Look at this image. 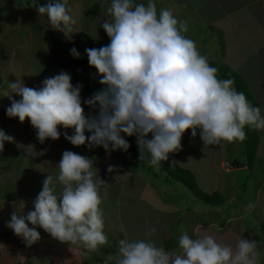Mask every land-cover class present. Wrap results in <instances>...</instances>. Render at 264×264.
Returning <instances> with one entry per match:
<instances>
[{"label":"clouds","instance_id":"1","mask_svg":"<svg viewBox=\"0 0 264 264\" xmlns=\"http://www.w3.org/2000/svg\"><path fill=\"white\" fill-rule=\"evenodd\" d=\"M51 29L70 37L76 31L69 0H49L37 5ZM100 27L109 43L85 49L88 63L96 69L104 86L83 101L96 116H86L82 107V84L73 86L65 71L45 78L39 89L25 86L23 80L8 82L13 99L6 109L9 118L28 119L37 130L41 143L59 139L58 126L74 128L65 133L73 145L102 146L106 151H127L129 143L121 135H136L140 159L159 171L169 154L181 149L187 130L196 137L199 130L204 146L222 141L246 139V127L264 131V114L254 107L243 92H238L232 78H218V68L210 65L194 40L187 37L186 21L178 20L170 9L157 10L155 0H110ZM74 58L80 53L70 49ZM85 131L91 133L85 135ZM151 134V139L147 137ZM5 141L14 138L0 129V151ZM147 153V157L145 156ZM32 151L30 155H42ZM176 162L173 161V164ZM59 173L48 175L34 200V210L26 215L12 213L7 227L30 246L40 239L35 226L53 238L70 244H82L89 250L108 243L104 233L101 204L108 196L107 181L98 176L93 160L65 150ZM107 171L112 173L113 166ZM60 184L57 196L53 185ZM249 209L252 204L247 206ZM29 223L34 227L30 228ZM153 225L146 229L151 237ZM179 251H167L152 239H121L118 254L109 257L114 264H258L261 252L255 239L239 238L235 247L218 243L213 235L193 238L183 231Z\"/></svg>","mask_w":264,"mask_h":264},{"label":"rangeland","instance_id":"2","mask_svg":"<svg viewBox=\"0 0 264 264\" xmlns=\"http://www.w3.org/2000/svg\"><path fill=\"white\" fill-rule=\"evenodd\" d=\"M97 1L99 0H69L71 15L76 20V31L70 37L64 34L62 36L52 29L61 39L65 37L66 49L76 48L80 57L86 55L85 49L91 48L89 38L93 42V48H100L110 42L106 32L100 27V22L106 18L103 13L110 0L103 2L94 14L85 12ZM27 2L29 0H0V74L3 80L0 84V129L15 141H5L4 148L0 151V264H83L84 261L102 258L106 259L104 264H114V260L109 257L118 254L121 239H152L157 245L165 248L164 239L175 238V247L167 251L178 252V239L183 231H187L193 238L205 234L213 235L218 243L233 248L239 238L255 239L261 252L258 264H264L262 131L256 132L257 145L252 166L248 164L244 141H222L220 145L204 146L199 130L196 137H192L190 129L187 130L182 136L181 149L169 154L176 164L195 175L201 190L207 193L218 191L222 195V204L211 205L200 202L182 183L163 180L164 172L157 171L154 167L149 170L136 163L128 150H105L102 157L88 156L81 145L75 146L65 139V133L71 136L74 131L60 128L59 139L49 138L41 143L37 138V130L28 119L21 123L18 117L7 116L6 109L11 101L6 95L10 94L16 100L22 99L10 93L8 88V82H16L18 78L23 80L25 86L39 89L45 78L53 77L61 71L69 73L73 86L78 83L83 85L82 107L86 116L93 117L98 114V108L92 109L83 101L104 87L99 84L100 77L96 69L89 63L77 68H65L54 60L44 41V32L51 30L48 19L46 16L39 19L37 10ZM159 4L157 0L158 13L162 8ZM28 8L35 12L27 13ZM258 20L261 21V15H258ZM186 36L196 44V39L200 38L205 44L208 43L204 35L196 36L194 26L188 27ZM226 38L223 42L228 44L229 48L225 51L224 45V61L220 60L219 45V50H213L208 54L210 57H207L210 65L219 71L223 66L235 70V65L247 55L250 59L257 57L258 54L251 52V48L241 44L237 54V38L229 37L227 43ZM219 41L217 39L216 43ZM263 42L264 37V46ZM197 47L202 55L208 48L207 44L201 46L200 43ZM212 49L213 47L209 46L208 51ZM258 51L262 52V56L264 47L258 48ZM68 58L77 59L73 56ZM240 62L242 64L244 60ZM260 72L264 74V70ZM261 80L264 86L263 76ZM261 100V104L256 101L264 114V94L261 95ZM249 135L253 139L255 133ZM147 138L151 139V134ZM65 150L92 159L98 176L111 185L107 198L100 206L104 214L103 231L108 243L94 251L82 244L61 242L39 226L35 227L40 233V239L29 246L22 237L7 227L13 212L19 216L34 210L33 203L42 190L43 181L48 175H58V165ZM32 151L43 154L33 156L30 155ZM243 163L245 167H237ZM109 166L114 167L112 173L107 171ZM53 187L59 197L62 186L57 183ZM249 204L253 205L251 209L247 207ZM198 224L208 228H199ZM153 225L157 232L149 237L146 235V229ZM28 226L34 227L30 223Z\"/></svg>","mask_w":264,"mask_h":264},{"label":"crops","instance_id":"3","mask_svg":"<svg viewBox=\"0 0 264 264\" xmlns=\"http://www.w3.org/2000/svg\"><path fill=\"white\" fill-rule=\"evenodd\" d=\"M158 1L160 2L159 5H161L162 8L169 9L167 7H170V10L173 12L175 17L180 21H186L188 27L194 26L195 34L197 37H203V35L206 37V42H208L206 43L208 48L204 53L206 57H210L208 56V54L213 50L217 49L219 45L221 52L220 60L222 59V61H224L223 59L226 55V52H224V45L226 46L225 51L229 48L228 44L226 45L223 42L225 37H227L226 43L229 37L237 38V40L239 41V43H236L237 54L240 48V44L242 46L251 48L250 51L253 52L255 55L258 54L257 57L251 59L249 55H247L246 57H242L239 60L238 65H235V70H233L236 71L243 78L247 90L250 92L253 99L255 101H259V103L261 104V95L264 94V86L263 81L261 80V76L264 77V74H262L260 71L264 70V53L261 56L262 52H259L258 48L260 49L261 47H264L262 45V39L264 37V0H166L165 2H163V0ZM140 2L146 4L147 0H140ZM155 3L157 4V0H155ZM29 11L35 12V10L29 9L27 13H29ZM38 14H36V16ZM258 15H261V21L258 20ZM41 17L42 16H39V19ZM200 22L202 24H200ZM48 31L56 35L54 33L55 31H53L52 29ZM60 34L63 36L62 33ZM219 36H221V38H219ZM57 38H59L62 42L66 55L68 57L72 56L70 54V48L67 47L68 49H66L67 43L65 37H62L61 39L57 36ZM217 39L220 40L218 44L216 43ZM196 41L197 44L200 43L201 46L206 45L205 42L201 40V38L200 40L196 39ZM220 42H222V44ZM209 46L213 47L211 51H208ZM234 52L235 51L232 52V55H234ZM241 60H244L245 63L243 62L244 64H241ZM262 133H264V131H262ZM240 166L243 168L246 165L245 163L237 165L238 168H240ZM197 226L202 229L208 228L207 226L202 227V224H198Z\"/></svg>","mask_w":264,"mask_h":264},{"label":"trees","instance_id":"4","mask_svg":"<svg viewBox=\"0 0 264 264\" xmlns=\"http://www.w3.org/2000/svg\"><path fill=\"white\" fill-rule=\"evenodd\" d=\"M108 0H99L96 3H94L92 6H90L87 11V13L94 14L98 12L100 9L101 5L103 2H107ZM37 5H44L49 2V0H35ZM31 7L32 6V0H29L27 2ZM35 8V7H33ZM36 9V8H35ZM84 34V33H83ZM85 35V34H84ZM87 38V36L85 35ZM221 38V36H219ZM88 39V38H87ZM44 41L48 46L50 54L53 56L54 60L62 67L65 68H77L81 66L84 63H88V57L87 55L83 57H79L77 59H69L66 56V53L64 51L62 42L60 41L59 38H57L54 34H52L50 31H45L44 32ZM89 43L91 44V48H93V42L89 38L88 39ZM222 44V42H221ZM221 71L218 72V78L220 79H227V78H232L235 81L234 87L238 92H243L245 96L247 97L248 101L254 106L257 107L258 103L253 99L249 91L247 90V87L245 85V82L243 78L233 69H230L226 66H223L219 68ZM2 77L0 74V84L2 83ZM60 129H65L63 126H58ZM71 129L73 131L74 128H67ZM246 139L244 140V148H245V153L247 155L248 159V164L249 166H252V161H253V153L255 150V147L257 145V135L256 132L257 130L246 127ZM255 133V136L253 139L250 138L251 133ZM86 136H90L89 132L85 131ZM124 139H126L129 143V148L128 151L132 154L133 160L136 163H140L145 167L146 169L151 170L153 166H151L148 163L147 159H140V150L138 147L137 143V137L136 135L133 136H127L126 134H121ZM251 140V141H250ZM82 149L88 156H93V157H102L105 154V149L102 146H90L88 142L86 141L84 145H81ZM147 153H145V156L147 157ZM160 171L164 172V178L166 182H180L182 183L186 188H188L193 196L197 199H199L200 202H204L207 204L211 205H219L222 204L224 198L218 191H214L212 193H207L204 192L203 190L200 189L196 182L195 175L187 170L186 168L178 165V164H173V160L170 158L167 161H163L160 166ZM173 243H172V241ZM177 243V240L175 238H166L164 239V246L166 250L172 249V247H175ZM92 261V262H91ZM106 262V259H96V260H88L84 261L83 264H104Z\"/></svg>","mask_w":264,"mask_h":264}]
</instances>
